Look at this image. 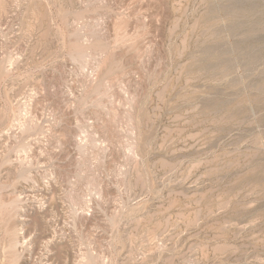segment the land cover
Masks as SVG:
<instances>
[{
    "label": "rangeland",
    "instance_id": "rangeland-1",
    "mask_svg": "<svg viewBox=\"0 0 264 264\" xmlns=\"http://www.w3.org/2000/svg\"><path fill=\"white\" fill-rule=\"evenodd\" d=\"M0 264H264V0H0Z\"/></svg>",
    "mask_w": 264,
    "mask_h": 264
}]
</instances>
